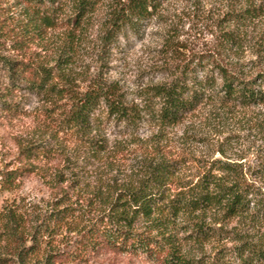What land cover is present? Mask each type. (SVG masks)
<instances>
[{
  "label": "trees",
  "instance_id": "16d2710c",
  "mask_svg": "<svg viewBox=\"0 0 264 264\" xmlns=\"http://www.w3.org/2000/svg\"><path fill=\"white\" fill-rule=\"evenodd\" d=\"M159 1L0 0V113L16 117L27 94L49 104L42 107L36 137L17 139L12 160L0 168V264H79L106 252L143 264H200L191 251L224 238L237 244L218 249L221 260L231 256L237 264H264V240H248L217 225L264 217V205L241 164L216 158L194 180L182 183L178 161L156 143L132 176L91 186L82 181L79 164L66 149L46 144L45 135L54 139L62 132L94 155L104 151L103 141L90 135L98 114L133 127L144 110L160 126H170L213 97L223 105L264 106V72L245 78L221 64L203 78L175 77L150 85L140 107L127 102L116 83L94 81L79 93L59 86L56 77L72 62L74 44L99 8L108 13L101 39L109 47L127 30L137 32ZM239 1L244 5L230 12L229 22L236 27L223 31V48L240 46L239 27L261 14L248 0ZM62 26L68 54L55 50L49 65L36 47ZM32 175L49 191L44 213L15 196ZM86 210L91 214L85 216ZM58 231L65 234L57 238Z\"/></svg>",
  "mask_w": 264,
  "mask_h": 264
},
{
  "label": "rangeland",
  "instance_id": "374dc122",
  "mask_svg": "<svg viewBox=\"0 0 264 264\" xmlns=\"http://www.w3.org/2000/svg\"><path fill=\"white\" fill-rule=\"evenodd\" d=\"M261 13L239 27L240 46L223 48V31L236 27L229 22L230 12L244 5L239 0H160L156 13L145 20L137 32L126 31L116 37L113 45L102 43L101 35L108 18L106 8L97 10L84 27L72 62L57 76L59 86L74 93L84 91L92 82L116 83L127 102L143 106L150 85L172 78L189 80L193 75L203 78L206 72L215 74V64H221L245 78L264 72V0H248ZM66 28L51 31L45 42L36 47L39 57L53 65L55 50H65ZM210 92V91H207ZM38 96L24 95L16 117L0 113V168L12 160L17 139L36 137L35 131L48 107ZM60 106H65L62 101ZM142 117L133 127H124L98 114L90 133L103 141L104 151L92 154L83 146L67 141L60 132L52 139L45 135L46 144L66 149L71 159L79 164L82 181L91 186L99 182L126 179L138 171L140 161L153 144H160L180 166L178 177L182 183L194 180L202 166L216 158L239 163L256 188V196L264 205V106L240 107L223 105L216 98L204 100L175 125L160 126L141 112ZM40 117V118H39ZM15 196L25 206L39 205L44 213L49 191L42 180L32 175L21 183ZM24 206V207H25ZM85 216L91 212L85 211ZM217 225L234 229L248 240H264V217L256 221L232 218ZM61 238L65 231H58ZM74 233V232H72ZM71 233V234H72ZM237 242L224 238L195 247L190 255L200 264H237L232 257L220 259L217 250ZM79 264H143L127 256L102 253Z\"/></svg>",
  "mask_w": 264,
  "mask_h": 264
}]
</instances>
